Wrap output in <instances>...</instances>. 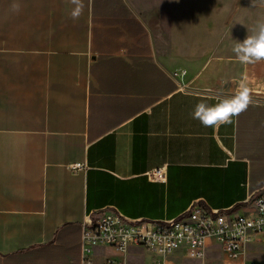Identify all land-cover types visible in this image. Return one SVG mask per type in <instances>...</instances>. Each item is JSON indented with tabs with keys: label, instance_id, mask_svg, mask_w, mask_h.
Here are the masks:
<instances>
[{
	"label": "crops",
	"instance_id": "1",
	"mask_svg": "<svg viewBox=\"0 0 264 264\" xmlns=\"http://www.w3.org/2000/svg\"><path fill=\"white\" fill-rule=\"evenodd\" d=\"M250 1L84 0L74 21L68 0H0V264H81L94 213L160 222L264 193V97L219 127L191 115L247 86L230 45Z\"/></svg>",
	"mask_w": 264,
	"mask_h": 264
},
{
	"label": "built area",
	"instance_id": "2",
	"mask_svg": "<svg viewBox=\"0 0 264 264\" xmlns=\"http://www.w3.org/2000/svg\"><path fill=\"white\" fill-rule=\"evenodd\" d=\"M83 164L68 166L72 172ZM153 182H165L162 168L147 174ZM177 217L160 222L130 220L115 209L91 214L82 225L81 264H93L94 251L110 248L127 255L130 249L150 252L146 264H253L249 247L264 241V193L250 195L239 208L211 209L193 202ZM103 264H129L105 259Z\"/></svg>",
	"mask_w": 264,
	"mask_h": 264
},
{
	"label": "clouds",
	"instance_id": "3",
	"mask_svg": "<svg viewBox=\"0 0 264 264\" xmlns=\"http://www.w3.org/2000/svg\"><path fill=\"white\" fill-rule=\"evenodd\" d=\"M73 6L69 18L78 20L84 12V0H68ZM12 9L19 12L20 5L13 4ZM233 52L244 63L264 61V20L256 25L253 35L247 36L233 48ZM250 103L248 89L242 87L233 97L221 100L215 105L198 103L192 112V118L198 120L205 127H219L231 123L232 117L244 112Z\"/></svg>",
	"mask_w": 264,
	"mask_h": 264
},
{
	"label": "rangeland",
	"instance_id": "4",
	"mask_svg": "<svg viewBox=\"0 0 264 264\" xmlns=\"http://www.w3.org/2000/svg\"><path fill=\"white\" fill-rule=\"evenodd\" d=\"M250 3L251 8L247 12H244L243 26L237 31L238 35L241 36L242 41L247 36L253 35L257 23L264 20V0H251ZM230 47L235 46L231 44ZM255 63L258 65V73L255 75H249V72L252 73L253 70H250V63H248L247 67L249 71H247L248 76L246 77V88L249 90V97L260 98L264 97V61H259ZM255 63H251L252 66H254ZM247 74H244V76ZM249 251L250 252L248 258L252 261L253 264H264V241L250 246ZM151 257L152 254L150 252H144V254L140 258L133 260L132 263L135 264L143 262V264H146L148 263ZM182 263L191 264L189 261H182Z\"/></svg>",
	"mask_w": 264,
	"mask_h": 264
}]
</instances>
